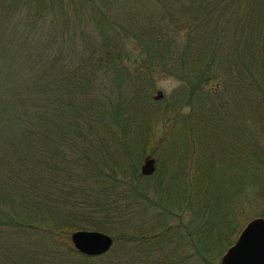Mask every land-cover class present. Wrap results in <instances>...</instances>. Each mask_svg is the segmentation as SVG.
<instances>
[{
	"label": "trees",
	"instance_id": "16d2710c",
	"mask_svg": "<svg viewBox=\"0 0 264 264\" xmlns=\"http://www.w3.org/2000/svg\"><path fill=\"white\" fill-rule=\"evenodd\" d=\"M123 1L120 12L110 15L109 8ZM82 7L91 9L95 15L99 39L78 23L73 29L79 32L80 40H84L80 55L74 56V50L69 53L70 49L65 46L59 55L47 54L51 49L46 45L54 41L51 20L57 16L62 19L61 36L65 43L70 41L73 44L75 37L65 30L70 25L67 17L79 16ZM162 10L160 18L154 17V11L160 15ZM129 12H132L129 17L120 16ZM0 20V36L4 33L8 36L9 32L10 38L5 49L1 50L4 57L20 65V52L27 45L32 52L28 63L31 69L35 65V71H38L42 61L48 63L47 68L39 70L29 80V83L33 82L31 89L25 91L21 84L20 94V89L13 92L16 100L12 98L6 102L5 92L0 93L3 110L11 105L18 108L13 116L2 112L1 116L22 122L12 130L20 142L7 140L1 149L0 181L10 191L6 195L0 193V209L8 212L6 216L0 215V239L18 237L24 239V243L34 241L38 248L42 244L45 247L41 249V256L29 246L26 248L30 253L21 249L15 257L10 253L1 255L2 264H48V260L54 257L65 260L60 261L61 264H83L82 261H91L92 258L79 256L72 249L68 242L69 231L111 232L112 223L118 225V239L129 245L132 256L147 254L149 258L155 254L154 247L160 250L158 242L167 233L153 234L154 223L150 226L153 232H148L144 219L136 220L138 206L132 210L135 203H128L119 189L111 199V188L107 190L95 180L98 171L93 155L96 151L108 157L115 154L104 148L103 138H93L97 142L96 150L88 147L83 141L84 129L101 130L113 147L120 145L117 150L122 156L116 161L131 164V168L124 170L131 171L129 182H137L136 155L144 152H131L135 147L133 138L140 137L137 134L140 131L148 137V132L158 121H174L175 125L182 126L192 150L183 161L182 170L170 172L180 185L177 191L180 202L193 207L205 198L206 205L218 215L224 190H231L234 202L227 203L228 209L249 206L251 210L239 211L233 218L227 214L226 219L233 225L230 235L239 234L240 220L245 218L244 215L258 217L263 213L264 0H0ZM45 22H48L50 31L39 52L38 46L30 45L33 32ZM117 24L121 25L118 30ZM128 32L133 34L138 52L134 50L140 56V61L133 58L132 70L121 60L122 51L127 53V60L132 56L126 50L125 37L122 36ZM148 51L153 56L147 55ZM69 56L73 61H68ZM116 65L120 68L115 70L113 79L121 89H132V98H119L116 103V122L120 121L124 128L121 126L122 136L115 137L112 142V129L101 121L105 118L101 112L103 109L86 97L97 73L109 72ZM157 75L173 77L179 82L169 96L156 90L154 79ZM40 82H44V87L38 92L36 88ZM58 92H62L63 108L69 117H56L57 121L50 123L49 118L41 117V107L37 105L53 104L58 99ZM154 92L152 100L150 94ZM40 97H44V101ZM27 99L34 104L25 109L23 102ZM51 114L50 111L48 117L51 118ZM56 140L61 141V148ZM171 152L168 150V157ZM162 154L164 152L160 154L161 158ZM69 158H77L72 161L77 170L82 171L84 166L80 161H83L92 165L97 173L91 179L83 171L78 176H68L67 173L62 185L56 181L57 175L65 171L62 170L63 164ZM170 162L172 160L167 163ZM68 178H74L75 183L67 185ZM84 181L94 186H91L92 194L76 186ZM158 210L161 215L155 220L160 221V227L169 228L166 222L169 223L172 213L165 206ZM133 222L134 226L139 222L142 230H132ZM41 227L47 230L39 233ZM204 231L207 234L205 239L212 234L207 228ZM223 234L220 241L227 237L226 232ZM223 246L222 242L219 249ZM14 250L11 248V253Z\"/></svg>",
	"mask_w": 264,
	"mask_h": 264
},
{
	"label": "rangeland",
	"instance_id": "374dc122",
	"mask_svg": "<svg viewBox=\"0 0 264 264\" xmlns=\"http://www.w3.org/2000/svg\"><path fill=\"white\" fill-rule=\"evenodd\" d=\"M123 6H124V1L120 4L114 3L108 10L109 14L110 15L118 14ZM82 10L83 12L77 17H74L73 15L67 17L68 23H70V25L65 30H69L68 34L75 37V39L73 40V44H71L70 41H67L65 43V39L61 36L62 35L61 30L63 28L62 19H60V17L57 16L54 20L53 19L51 20L52 21L51 23H54L53 25L54 41L50 45H46L47 48L51 49V51L49 50L50 52H48L47 54L55 53L59 55L62 46H65L66 48L70 49L69 53L74 50V56L78 57L82 51L81 48L83 47V43H84V40H80L77 34L79 32L76 31L74 32L73 29L74 25L78 23H81V25H83L84 27L83 29L86 30L87 32H90L93 37L99 39V34L97 33L96 30L97 25L95 24L94 21L95 15L92 14L91 9L89 8L82 7ZM162 12L163 10L159 15L158 11H154L153 15L154 17L160 18ZM131 14L132 12L124 13V14L121 13L120 16L129 17L131 16ZM48 22H45L43 26L41 23L39 28L35 30L36 33L35 32H33L34 34L32 33L33 42L31 43L30 46L32 45L34 46L35 44L36 47L37 46L39 47V52L42 50V46L46 44L45 41L46 34L48 31H50L48 27ZM120 27H121L120 24L116 25L117 30ZM71 29L73 31H71ZM123 30L124 29H122V32ZM2 35L0 36V93L5 92L3 97L7 96L6 102H8L11 101L12 98L16 100L13 92H16L18 89H20L18 94H20V91L23 88L25 91L31 89L33 82L29 83V80L33 79V75L37 73L39 70H42L43 68H47L48 63L45 64V61H42L41 66L38 67V71L37 70L35 71L36 68L35 65L31 69L30 65H28L31 51L29 52L28 46L26 45L27 46L26 47L24 45L25 46L24 49L20 52V59H21L20 62L22 63L20 65L19 64L16 65V61H11L10 58L4 57L3 54L1 53V50L5 49L7 44L10 42L9 32H8V36L5 33ZM122 36L125 37L124 40L126 41V42L124 41V46L126 50H129L128 52L131 53L132 56L130 57V59L128 58L127 60L126 58L127 53L122 51L121 53L123 54L121 55V60L122 63L126 65V67L132 70L133 58L135 57L138 61H140V56L136 53L138 52V49L136 48V43L134 41L133 34L128 32L127 35L125 36L122 35ZM134 49L136 50V52ZM147 55L153 56V53L151 51H148ZM42 57H44V55H42ZM142 57H144V55ZM68 61L69 62L73 61L70 56L68 57ZM117 68H120V66L118 65L114 66L113 69H111L109 72L97 73V75L94 78V82L90 86V91H88V95L86 97V99L88 100L93 99L95 104L98 106L100 105V107L103 109L101 112L105 114V118L102 119L101 121L103 124H106L108 128L112 129L111 130V132L113 133L112 142H115V137L120 138V136H122L121 130H123L124 128L123 125L120 123V121L116 122L117 120V113L115 111L116 103L120 101L119 98H123L122 100H127L129 98H132V93H131L132 89L128 87L125 88L122 87L121 89L119 84L115 83L113 78L116 75L115 70ZM23 82L28 84V86L25 85ZM154 82L156 83L155 84L156 90L168 96L179 84V82L173 77H168L163 75H157L154 79ZM21 84L23 88H21ZM42 87H44V82L39 83V86L36 88L38 89V92ZM36 96H39V93H37ZM61 96H62V92H58V99L57 101L53 102V104H51V102H47V105L45 103H41L40 105H37L41 107L40 108L41 117L44 119L49 118L50 123H52L53 121L55 122L57 121V119L60 118L63 119L69 117L67 110L63 108V101L61 100ZM154 96H155V92L150 94V98L152 100ZM40 98L44 101V97H40ZM16 103L18 102H14V104ZM23 104H24V108L27 109V108H31L34 103L30 101V99H27V101L26 102L24 101ZM46 106H47V110H46ZM15 111H18V108L14 105H11L9 108H6L4 110L2 106H0V157L3 156L1 149L5 147L7 140L13 139L20 142L18 140V137H16V134H14L12 130L15 126L22 125V122L21 121L18 122V119L15 118L13 119L16 120V122H14V120H11L10 118L9 120H6L1 116V112L6 114L9 113L11 114V116H13L16 114ZM50 111L52 112L51 114L52 120L50 118V115L48 117ZM83 115L85 116L86 114ZM121 126L123 128H121ZM84 131H85L84 133L85 137L83 141L87 143L88 147H94V150H96L98 148L96 146L97 142L93 138H103L101 139V141H103L102 144L104 148L105 149L108 148V150L111 153L115 154L111 157H108L105 156L104 153L100 154L98 153V151H96V154L93 155V158L95 160V163L97 164L98 175L95 177L96 179L95 178L94 179L99 180L98 184L102 185L103 188H106L107 190L111 188L109 189L111 190V193L109 195L111 199L116 196L118 189L119 191L123 192L124 197H126L128 203H131V205H133L132 203H135V205L132 206V210L134 206H138V210H136V214H138L136 220L143 218L144 223L148 224L146 225L148 232L154 231L153 234L155 232L167 233L166 237H168V239H166V237H161L158 242V245L160 246V250L157 247H154L155 254L153 256H150L149 258L147 257V254H142V255L138 254L132 256V253L130 252L132 249H130L129 245H125V243H122V241L118 239L120 235L118 233L119 230L118 225L112 223L111 225L113 230L111 232L97 231L104 233L112 238L113 243L110 249L106 253L99 256H88L79 253L74 248L71 242V236L74 232L79 230L81 231H93V230L79 229V230L69 231L68 242L72 247V249L77 254H79V256L93 259L87 262L82 261L83 264H221L222 256L231 246H233V244L236 242L239 234L244 229V227L254 219H264V210L263 207L261 206L263 213L261 214L258 213V215L260 214L258 217H253L255 215H250V214L244 215L245 218H241L240 220V224L242 226L240 228L239 234L238 232L237 234H235L234 232V234L230 235L231 231L233 232L232 229L233 225L228 218L226 219L227 214L228 213L229 215L231 214V218H233V216H235L237 212L242 211L246 213V211H250L251 209L249 210L248 209L249 206L248 207L245 206L244 208L233 207L230 208L229 210L227 203L229 201L231 202L234 198L231 190L227 188L224 190L225 192L223 194V205L220 207L219 209L220 212L218 215H215L212 208L206 205L205 198L201 202H198V204L194 205L193 207H190L188 203L180 202V199H178L180 197L177 196V191L180 189V185L173 178L176 176L173 175V177H171L170 172L172 171L177 172L179 170H182V166L184 165L183 161L186 160L188 154L190 155L192 150L190 146H188L187 137L182 126L180 125L178 126V124L175 125L174 121H170V120L166 122L158 121L156 124L153 125V129L150 132H148L147 134L148 137H145V134H143L140 131L137 132V134L140 137L135 136V138H133L132 142L134 143L136 148L132 147L131 152L134 153L137 150L139 152L142 151L144 152L143 155L140 154L136 155L137 156L136 164H138V166H136V172H135L136 175L138 176V180H136L137 182H129L131 181L130 178L131 171L124 170L125 168H131L132 167L131 164H129L128 162L125 163V161H120V160H118V162L116 161V158H118V156H122L121 152L117 150L118 148H120V145H116L115 147H113L111 142H109L106 139V137L102 134L101 130L99 131L97 129L96 131L92 132L84 129ZM47 133L48 135H50V132ZM103 133L106 134V132ZM127 133L130 132L127 131ZM163 136L164 138H162ZM143 140H145L146 143H144ZM77 143L80 144V142ZM56 144L58 145L59 148H61L62 144L60 140L59 141L56 140ZM190 144H192V142H190ZM155 145L158 148H156ZM168 150L172 151L169 157H168ZM162 152H164V155L162 154L161 155L162 158H161L160 154ZM193 157L194 156L192 155L191 158ZM148 158L154 159L155 170L152 175L143 176L141 174V166L143 165L144 161ZM73 160L77 161V158L67 159L66 164L65 165L63 164L64 167L62 168V170L65 169V171H62L61 174L59 173L57 175L56 181L60 182L62 185L65 184V180L67 179L66 177L67 173L68 176L69 175L76 176V174L78 176V174L83 171L84 175L85 174L89 175V179H91V177H93L97 173L92 165L85 164L83 161H80V163L84 166V168H82V171L81 169L77 170V168L72 164ZM168 160H172V162L168 164L167 163ZM122 163L123 165H121ZM66 165L67 167H65ZM185 181L189 189L191 190L192 187L190 186L189 182L186 179ZM74 183H75L74 178H68V182L66 184L72 185ZM76 186H79L81 190L82 189L88 190L92 194L91 186L93 185L90 184L89 181H84ZM0 187H1L0 193H4L6 195L10 191V189H8L5 185H2V181H0ZM116 199L121 202L124 201L123 199H119V198ZM116 199L115 201L117 203L118 201ZM129 200H131L132 202H130ZM261 204H264V200L262 201ZM160 206H165L172 213V215H169V219H168L169 223L166 222L169 228L167 226L160 227V225H162L160 221L157 222L155 220L157 216L161 215V212H159L158 210ZM7 214L8 212L6 209H2V208L0 209L1 216H6ZM209 214H212L213 216H210ZM172 216L173 218H171ZM152 223H154L153 231L151 230L150 227ZM130 227L134 231L142 230V227L139 222L136 224V226H134V222H133L132 226ZM161 228L164 229L162 230ZM205 228H207L208 231L214 234V236H212L211 234L210 237L205 239L204 237V235L206 234V231H204ZM44 229L47 230L46 227H41V230H39L38 232L39 233L45 232ZM222 232L223 233L226 232L228 239L226 237L224 238L225 240L220 241V236L223 235L224 237V234ZM116 238L117 241L115 242L114 239ZM162 238L163 241H161ZM23 240L24 239L22 238L20 240L18 237L9 240L6 238H1L0 256L5 254L8 255L10 253L11 256L15 257L21 249H26L30 253V251L26 248L27 246H29L30 249L37 251V253H39L37 255L41 256L40 254L42 253L41 249H45L43 244L39 245L38 248L33 243L34 241L28 244L22 242ZM155 240L156 237L153 241ZM222 242L224 246L219 249V246ZM16 246L18 248H13ZM11 248L15 249L12 253H11ZM73 260L78 261V259H73ZM60 261L65 262V260L57 259L54 257L48 260V264H61ZM0 264H2L1 261Z\"/></svg>",
	"mask_w": 264,
	"mask_h": 264
},
{
	"label": "water",
	"instance_id": "95a60500",
	"mask_svg": "<svg viewBox=\"0 0 264 264\" xmlns=\"http://www.w3.org/2000/svg\"><path fill=\"white\" fill-rule=\"evenodd\" d=\"M154 167V159H146L141 174L152 175ZM71 242L79 253L99 256L110 249L113 240L101 232L79 230L72 234ZM221 264H264V219H254L244 227L233 246L222 256Z\"/></svg>",
	"mask_w": 264,
	"mask_h": 264
}]
</instances>
